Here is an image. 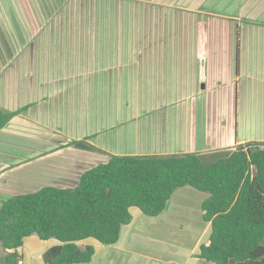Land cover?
<instances>
[{"label": "crops", "instance_id": "1", "mask_svg": "<svg viewBox=\"0 0 264 264\" xmlns=\"http://www.w3.org/2000/svg\"><path fill=\"white\" fill-rule=\"evenodd\" d=\"M126 1L143 6L141 32H34L55 14L44 9L50 0H0V106L26 107L0 129V206L74 187L110 155L264 141V0ZM208 196L178 187L156 216L130 207L116 243H77L94 247L88 264H210L199 257ZM59 243L26 236L19 264H45Z\"/></svg>", "mask_w": 264, "mask_h": 264}, {"label": "trees", "instance_id": "2", "mask_svg": "<svg viewBox=\"0 0 264 264\" xmlns=\"http://www.w3.org/2000/svg\"><path fill=\"white\" fill-rule=\"evenodd\" d=\"M142 7L126 0H50L44 9L55 14L35 21L34 32H141ZM25 109L0 106V129ZM185 185L209 193L202 209L211 233L199 257L210 264H264V141L214 154L110 155L74 187L12 195L0 206V264H19L17 248L31 234L60 241L44 251L45 264H88L94 247L78 241L116 243L130 207L156 216Z\"/></svg>", "mask_w": 264, "mask_h": 264}, {"label": "rangeland", "instance_id": "3", "mask_svg": "<svg viewBox=\"0 0 264 264\" xmlns=\"http://www.w3.org/2000/svg\"><path fill=\"white\" fill-rule=\"evenodd\" d=\"M2 253H3V250H2V248H1V246H0V256H1Z\"/></svg>", "mask_w": 264, "mask_h": 264}]
</instances>
